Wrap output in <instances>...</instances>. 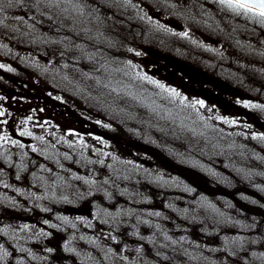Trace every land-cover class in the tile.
<instances>
[{
    "label": "rangeland",
    "instance_id": "obj_1",
    "mask_svg": "<svg viewBox=\"0 0 264 264\" xmlns=\"http://www.w3.org/2000/svg\"><path fill=\"white\" fill-rule=\"evenodd\" d=\"M80 3L0 0V264H264V133L173 95L143 59L150 25L179 57L211 35L214 74L261 86L264 121V24L192 0L179 33L128 23V0Z\"/></svg>",
    "mask_w": 264,
    "mask_h": 264
},
{
    "label": "flooded vegetation",
    "instance_id": "obj_2",
    "mask_svg": "<svg viewBox=\"0 0 264 264\" xmlns=\"http://www.w3.org/2000/svg\"><path fill=\"white\" fill-rule=\"evenodd\" d=\"M192 0H128V9L126 10V17L128 23L135 15L153 16L163 25L174 28L179 33H183L185 26L179 25L176 18L189 14L187 6ZM124 16V14H122ZM209 26L215 31H220V26L217 21L210 17ZM151 30V37L154 39V44L157 46L146 47L144 51L148 54L145 58L152 68L151 76L159 79L160 82L171 86L176 93L187 98L188 101H198L205 103L211 110L223 114L225 117H232L234 119H244L247 123L253 124L258 132L264 133V121L258 116V113L252 109L249 104L257 102L255 95L251 91L262 93L261 86L249 84L252 90L247 87L234 85L224 78L218 77L214 72H217L218 66L216 64V57L219 55L213 53L209 45H217L218 42L213 40L211 35H202L189 40V44L182 43L179 47V53L184 57L177 56L167 51L161 50L166 43L160 39L163 34H169L167 30H162L160 27L149 26ZM152 28V29H151ZM132 29L128 28L129 39L128 42L133 46ZM213 36V35H212ZM201 38V39H200ZM181 39V38H180ZM86 44V43H85ZM84 44V45H85ZM102 44V45H101ZM112 42L107 39L104 43H100V48L112 49ZM227 44V43H224ZM185 48V49H184ZM191 57H187V56ZM216 56V57H215ZM141 58V57H140ZM130 62H135L134 53L128 57ZM201 64V65H200ZM249 83L251 79L248 80ZM245 86V85H244ZM0 96V122L7 111L4 110ZM253 115V116H252Z\"/></svg>",
    "mask_w": 264,
    "mask_h": 264
},
{
    "label": "snow or ice",
    "instance_id": "obj_3",
    "mask_svg": "<svg viewBox=\"0 0 264 264\" xmlns=\"http://www.w3.org/2000/svg\"><path fill=\"white\" fill-rule=\"evenodd\" d=\"M48 2L50 6L54 7H59L61 3L71 4L73 10H77L83 15L85 5L81 4L80 0H48ZM217 2L237 15L243 14L251 19L258 20L261 24H264V0H217ZM0 10H2V8H0ZM67 10V8L63 9V11ZM17 19L23 18L18 17ZM185 35L187 34L185 33ZM158 87H163V85H158ZM173 95H178V93L173 92ZM201 106H203L202 102ZM253 107L261 106L253 105ZM0 115H3V113L0 112ZM21 134L23 135L24 133ZM259 138L264 139V136ZM0 139L6 138L0 137ZM157 215H159V213H157Z\"/></svg>",
    "mask_w": 264,
    "mask_h": 264
},
{
    "label": "water",
    "instance_id": "obj_4",
    "mask_svg": "<svg viewBox=\"0 0 264 264\" xmlns=\"http://www.w3.org/2000/svg\"><path fill=\"white\" fill-rule=\"evenodd\" d=\"M253 116V115H252Z\"/></svg>",
    "mask_w": 264,
    "mask_h": 264
}]
</instances>
